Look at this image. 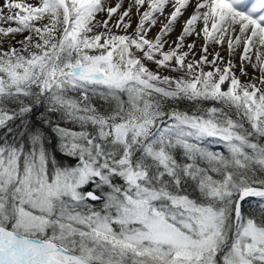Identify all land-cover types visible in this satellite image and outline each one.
Listing matches in <instances>:
<instances>
[{
    "label": "snow or ice",
    "instance_id": "1",
    "mask_svg": "<svg viewBox=\"0 0 264 264\" xmlns=\"http://www.w3.org/2000/svg\"><path fill=\"white\" fill-rule=\"evenodd\" d=\"M4 23L0 264H264V0H3Z\"/></svg>",
    "mask_w": 264,
    "mask_h": 264
},
{
    "label": "rangeland",
    "instance_id": "2",
    "mask_svg": "<svg viewBox=\"0 0 264 264\" xmlns=\"http://www.w3.org/2000/svg\"><path fill=\"white\" fill-rule=\"evenodd\" d=\"M25 2L35 4V3H37V0H25ZM117 2H119V0H107V4L109 6H114ZM191 2H194V0H191ZM2 3H3V0H0V4H2ZM128 3H129V0H123V8H127L128 7ZM168 11H170V9L166 8L165 12L167 13ZM191 12H192V8L189 7L187 9V11H185L183 13V16L180 17L179 21L176 24H174V26H173L174 30L168 36L165 37V39H167L169 41V44H171L172 41H174L176 39V37L180 34V31L182 29V23H183L184 20H186L188 18V16L190 15ZM105 18H106V13H98L96 15V20H101L102 21ZM116 19H118V17L114 14L112 20L110 21V24H114ZM127 19L128 18L126 17L125 20L127 21ZM137 20H138V17L135 14V9H133V14H132V18H131L132 27L127 30L128 33L132 31V29L134 28ZM162 21H163V17H161V21H158L157 25L151 29V31L148 33V37L154 35L155 33H157L159 31ZM97 31H103V29L102 28L101 29H97ZM112 31L115 34H125L123 30L116 29L115 27L112 28ZM21 38H23V36L22 37H15V39L12 40V45L16 46L17 45L16 41L21 40ZM193 41L195 42V45H196L195 48L193 49V51L195 52L196 58H197L201 54L200 50H201V47L203 46L204 42H203L202 38H197L195 36H190V37H187L185 39L184 43H185V45H187L188 43H192ZM165 47H167V45ZM185 50H187V49L185 48ZM215 51H220L221 55L224 57L225 61H227L229 59L228 52H227V45L226 44L223 46V50H221V47L218 46V45L210 44L209 45L208 59L212 58L211 54L214 53ZM242 51H243L242 47L237 48L235 55L233 57H231V59L233 60V63L236 65V67L234 69L235 74L240 77L241 81L248 82L254 76L258 78L259 77V72L253 70L251 65L246 63L245 64V69H246L248 75L247 76H241L240 75L239 68H240L241 62H240L239 56H240V53ZM252 58H253V62H254L255 61V49H253ZM189 59H191V57H189ZM145 63H146V65H147V67L149 69L152 68L153 63L151 61L150 62L145 61ZM162 70L164 71L165 69H162Z\"/></svg>",
    "mask_w": 264,
    "mask_h": 264
},
{
    "label": "trees",
    "instance_id": "3",
    "mask_svg": "<svg viewBox=\"0 0 264 264\" xmlns=\"http://www.w3.org/2000/svg\"><path fill=\"white\" fill-rule=\"evenodd\" d=\"M137 22H138V20L136 21V23H137ZM0 26L8 27L9 24L4 23V24H0ZM11 26H15V25L12 24ZM135 26H136V24H135ZM135 26H134V28H135ZM134 28H133V29H134ZM133 29H132V31H133ZM132 31H131V32H132ZM131 32H129V33H131ZM156 34H157V33H155L154 35L150 36L149 38H153ZM26 35H28L27 32H25V33H23V34H17L15 37H22V36L24 37V36H26ZM21 39H23V38H21ZM9 43L12 44V40L9 41L8 39H3V47H4L5 49H7V47L9 46ZM16 46L19 47V45H16ZM166 48H167V47H166ZM198 58H199V56L197 57V59H198ZM211 59H212V58H209V60H211ZM148 62H150V61H148ZM150 70L156 71V70H157V66L153 63V66H152V68H151ZM204 70H205V71H209V70H211V69H210V67L205 66V69H204ZM160 71H161L162 74H164V75H175L174 73H170V72H168L167 70H164V71H163L162 69H160ZM241 82H246V81H241ZM98 103H99V102H98ZM187 107H189V105H188L187 103L181 105V108H187ZM43 111H44L43 107L34 110V112H33V114H32V120H33V123H39V121H38L36 118H37V117L39 116V114H40L41 112H43ZM53 118H54V119H57L58 117H55V116H54ZM17 123H19V122L17 121ZM62 126L70 127V128L74 127V126L71 125V124H63V123H62ZM77 130H78V129H77ZM5 131H6V129H0V137H3ZM49 132H50V130H49ZM48 138L52 140V147H56V146H57V141H56L54 135L49 134V137H48ZM2 142H3L2 139H0V143H2ZM207 146L210 147V148H211L212 150H214V151H223V147H222V145H220V144H218V143H216V142H214V141H212V142H208V143H207ZM57 156L59 157V153H58V152H57ZM64 162H67V161L64 160ZM94 203H95V206H96L97 208L101 207L100 202H94ZM256 203H258V202L255 200V198H251L249 201H247V202L245 203V205H244L245 210H246V211H251L252 209H254V208L256 207ZM249 205H252V208H250Z\"/></svg>",
    "mask_w": 264,
    "mask_h": 264
}]
</instances>
